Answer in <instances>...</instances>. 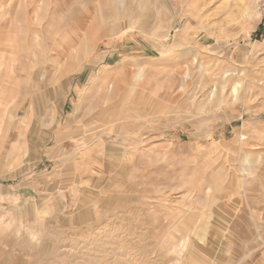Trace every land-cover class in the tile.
Instances as JSON below:
<instances>
[{"label": "rangeland", "instance_id": "1", "mask_svg": "<svg viewBox=\"0 0 264 264\" xmlns=\"http://www.w3.org/2000/svg\"><path fill=\"white\" fill-rule=\"evenodd\" d=\"M260 2L0 0V264H264Z\"/></svg>", "mask_w": 264, "mask_h": 264}, {"label": "built area", "instance_id": "2", "mask_svg": "<svg viewBox=\"0 0 264 264\" xmlns=\"http://www.w3.org/2000/svg\"><path fill=\"white\" fill-rule=\"evenodd\" d=\"M259 11L261 24L264 26V0H261L260 2Z\"/></svg>", "mask_w": 264, "mask_h": 264}, {"label": "crops", "instance_id": "3", "mask_svg": "<svg viewBox=\"0 0 264 264\" xmlns=\"http://www.w3.org/2000/svg\"><path fill=\"white\" fill-rule=\"evenodd\" d=\"M49 160V157L47 158V161Z\"/></svg>", "mask_w": 264, "mask_h": 264}]
</instances>
